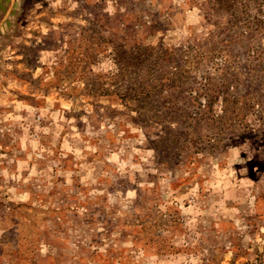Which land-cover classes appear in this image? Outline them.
Listing matches in <instances>:
<instances>
[{"label": "rangeland", "instance_id": "obj_1", "mask_svg": "<svg viewBox=\"0 0 264 264\" xmlns=\"http://www.w3.org/2000/svg\"><path fill=\"white\" fill-rule=\"evenodd\" d=\"M0 264H264V0H0Z\"/></svg>", "mask_w": 264, "mask_h": 264}]
</instances>
